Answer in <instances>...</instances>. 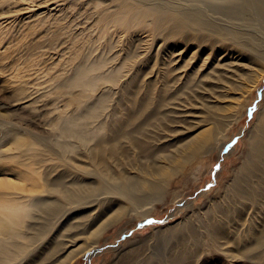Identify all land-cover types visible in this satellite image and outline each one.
<instances>
[{
  "label": "rangeland",
  "instance_id": "rangeland-1",
  "mask_svg": "<svg viewBox=\"0 0 264 264\" xmlns=\"http://www.w3.org/2000/svg\"><path fill=\"white\" fill-rule=\"evenodd\" d=\"M122 1L0 0L1 111L34 121L58 92V81H49L41 69L21 79L30 90L21 103L6 98L35 45L42 46L43 57H56L71 38H85L78 57L65 54L54 68L61 83L84 59L107 60L108 72L127 57L117 85L102 82L90 99L108 95L101 113L110 123L100 132L106 136L102 157L109 174L139 182L138 196L148 195L149 182L164 189L137 207L113 195L99 204L105 195L66 205L50 232L44 230V239H52L26 264H64L94 241L97 248L73 264H264V247L246 251L264 237V155L252 154L264 140L249 134L257 115L264 118V19L248 7L237 18L219 9L245 0H128L189 18L170 34L172 21L161 29L153 28L151 18L143 26L113 25ZM219 63L223 76L214 68ZM57 105L59 112L62 103ZM44 122L38 130L53 138L56 132ZM115 124L125 133L114 142ZM207 136L209 152L194 155ZM8 147L0 146L2 157L17 153ZM14 159L0 161V181L21 185L17 171L24 160ZM85 161L77 156V164ZM252 165L254 173L244 174ZM53 243L57 247L46 259Z\"/></svg>",
  "mask_w": 264,
  "mask_h": 264
},
{
  "label": "bare ground",
  "instance_id": "bare-ground-1",
  "mask_svg": "<svg viewBox=\"0 0 264 264\" xmlns=\"http://www.w3.org/2000/svg\"><path fill=\"white\" fill-rule=\"evenodd\" d=\"M120 5V10L111 17L110 22L113 25L143 26L146 20L151 18L153 28L161 29L172 21L174 25L170 28L169 33L171 34L180 32L189 19L185 15L169 14V11L162 7H145L144 5L140 7L128 0L122 1ZM245 7L251 8L259 18L264 19V0H245L240 3L236 2L229 8L219 6V9L224 12L223 16L226 18H237L240 16L241 9ZM81 41H85L82 36L71 38L68 48L57 50L62 53H58L56 57L54 55L43 57L45 53L41 50L42 46L35 45L39 51L35 52L29 65L25 62L22 67L17 68L18 77L15 76L14 79L17 84L12 94L6 97L17 103H21L30 94V90L24 87L26 81L21 80L24 76L42 69L49 75V81H58L60 89L58 88V92L49 104H44V106L49 105L44 114L42 112L33 116L34 121L22 119V117L13 119L9 117V114L3 113L0 107V146L8 145L9 150H17V153L11 157H2L0 154V161L17 162L14 158L24 160L23 169L17 171L22 180L21 185L0 181V264H22L28 257L35 258L43 241L48 243L52 239H44V232L46 230L50 232L56 220L66 212V205L77 207L90 203L96 196L105 195L104 198L98 199L96 203L99 204L102 200L106 201L107 196L113 195L137 207L164 190L163 184L149 182L146 184L148 195L138 196L139 182L130 178L120 180L112 172L110 174L107 172V162L102 157L105 154L103 143L106 142V136L104 134L100 136V132L106 131L110 124L109 121L101 119L102 107L108 95L101 94L93 103H90L92 102L90 99L102 82L117 85L119 80L117 76L126 67L125 60L128 58H122V61L118 65L115 64L108 72L104 71L107 60L103 58L94 61L84 59L76 65L75 70L67 76L64 83H61L62 80L59 81L62 76L61 72L56 74L54 68L66 59L65 54L68 55V59L78 57ZM109 46L112 47L111 44ZM57 57L60 59L56 60ZM214 68H216L217 75L223 76L225 69L222 64L219 63ZM128 93L130 97L133 96L131 90ZM59 102L62 103V108L56 112ZM260 116L257 115L249 134L257 136L256 139L264 140V118ZM43 122V125L51 127V130L56 132L53 138L44 136L38 130L37 125ZM113 129L115 142L125 133V130L123 125L120 127L117 124ZM208 140L207 136L201 141L194 155L198 152H209ZM114 142L110 146L112 153H114ZM252 154H255L256 159L264 155V144H259L252 149ZM77 156L86 159L83 162L84 165L77 164ZM57 158L62 161V164L56 161ZM262 160L257 162L256 169L260 168L259 164ZM252 166L253 169L251 167L244 174L254 173V165ZM28 183L32 185L27 188L24 184ZM41 184H45L47 189H43ZM88 184H95V186ZM239 190L245 193L241 188ZM42 192H46L48 197L36 195ZM108 225H102L95 232L106 229ZM96 244L97 242H92L81 251V255L73 254L66 257L64 264L77 262L78 256L81 258L84 254L95 250ZM263 245L264 237L258 238L246 248V251L249 254L253 253L261 250ZM56 247L55 243L51 245L46 252V259L49 255H53Z\"/></svg>",
  "mask_w": 264,
  "mask_h": 264
}]
</instances>
